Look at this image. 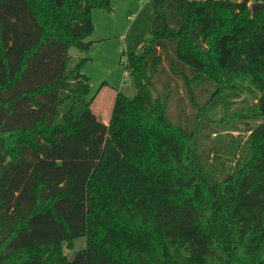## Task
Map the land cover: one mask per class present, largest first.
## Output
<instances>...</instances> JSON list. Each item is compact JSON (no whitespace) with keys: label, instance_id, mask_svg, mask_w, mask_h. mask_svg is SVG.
<instances>
[{"label":"trees","instance_id":"16d2710c","mask_svg":"<svg viewBox=\"0 0 264 264\" xmlns=\"http://www.w3.org/2000/svg\"><path fill=\"white\" fill-rule=\"evenodd\" d=\"M109 1L0 0V264H264V0H153L105 123L68 49ZM242 92L258 122L202 144Z\"/></svg>","mask_w":264,"mask_h":264},{"label":"rangeland","instance_id":"374dc122","mask_svg":"<svg viewBox=\"0 0 264 264\" xmlns=\"http://www.w3.org/2000/svg\"><path fill=\"white\" fill-rule=\"evenodd\" d=\"M152 2L153 0H110L109 8L92 9L93 29L85 37L86 41L90 40L88 49L81 51L75 46L68 49L73 57L75 54L86 57L81 66V71L89 77L90 82L85 100L94 97L92 110L100 120L111 111L117 91L129 96L135 93L130 75L124 69V62L128 51L140 50L143 47L144 40L148 36ZM248 3L251 5L256 2L249 0ZM203 44L206 46L205 43ZM240 95L238 99L246 97L245 101L248 102L239 101L227 105L218 103L212 107L205 105L204 108H207L205 128L198 137L202 144L209 138L213 141L242 140L248 134V126H254L258 122L254 116L238 118L241 112L247 111V105L251 106L255 102L250 94L242 92ZM71 104V97L65 99L59 106L60 112L66 111ZM184 104L188 109L187 99ZM80 107V102L75 104L76 112ZM85 242V237L80 236L74 240L72 248L63 245L66 255L71 257L76 250L85 245Z\"/></svg>","mask_w":264,"mask_h":264},{"label":"water","instance_id":"95a60500","mask_svg":"<svg viewBox=\"0 0 264 264\" xmlns=\"http://www.w3.org/2000/svg\"><path fill=\"white\" fill-rule=\"evenodd\" d=\"M251 9L253 12H256L259 9V4L258 3H253L251 4ZM192 37L195 39V44L196 46L202 51L204 52L206 50V46L201 42V40L199 38H197L195 35L192 34ZM155 97L156 94H153Z\"/></svg>","mask_w":264,"mask_h":264},{"label":"crops","instance_id":"0c3cea01","mask_svg":"<svg viewBox=\"0 0 264 264\" xmlns=\"http://www.w3.org/2000/svg\"><path fill=\"white\" fill-rule=\"evenodd\" d=\"M251 4H253V3H251ZM90 41V40H89ZM74 57H79V55L78 54H75L74 55ZM114 101V100H113ZM92 103H93V101H92ZM92 103H91V105H92ZM113 105V104H112ZM91 108H92V106H91ZM112 109V108H111ZM95 113V112H94ZM96 114V113H95ZM110 114H111V111L110 112H108L106 115H105V118L103 119V118H101L102 119V121L103 122H105V123H107L108 122V120H109V118H110ZM97 115V114H96ZM98 117V116H97Z\"/></svg>","mask_w":264,"mask_h":264}]
</instances>
